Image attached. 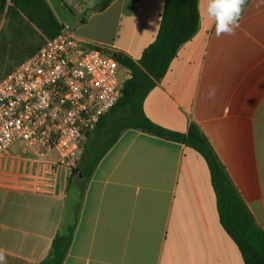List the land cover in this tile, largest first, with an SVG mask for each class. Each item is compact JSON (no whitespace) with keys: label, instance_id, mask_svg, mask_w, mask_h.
<instances>
[{"label":"crops","instance_id":"obj_1","mask_svg":"<svg viewBox=\"0 0 264 264\" xmlns=\"http://www.w3.org/2000/svg\"><path fill=\"white\" fill-rule=\"evenodd\" d=\"M83 41L138 62L157 38L165 0H46ZM199 0V29L144 101L155 124L205 134L264 229V0H250L234 35H215ZM86 20L80 23V16ZM0 20V34L4 27ZM214 98L208 97L210 88ZM55 151L16 144L0 157V248L7 264H40L69 206L72 168ZM63 264H245L221 225L207 163L195 150L140 130L124 131L88 183Z\"/></svg>","mask_w":264,"mask_h":264},{"label":"trees","instance_id":"obj_2","mask_svg":"<svg viewBox=\"0 0 264 264\" xmlns=\"http://www.w3.org/2000/svg\"><path fill=\"white\" fill-rule=\"evenodd\" d=\"M113 1L103 0L90 11L103 10ZM198 4L199 0H165L158 36L138 62L125 54L106 50L131 73L132 78L124 83L117 105L101 118L96 129L82 142L80 156L74 162L69 179V191L74 193L75 201L69 206L48 256L40 264L64 263L91 176L101 159L128 129L183 143L198 152L210 171L221 225L239 248L245 264H264V229L257 223L205 134L194 123L185 133L169 131L152 122L144 112L146 97L163 79L181 46L198 31ZM67 7L71 13H77L72 5ZM0 11L6 22L0 34L1 80L36 54L48 40L59 36L65 27L46 0H0ZM85 20L86 13L80 16V23ZM78 169L82 178L78 176Z\"/></svg>","mask_w":264,"mask_h":264},{"label":"built area","instance_id":"obj_3","mask_svg":"<svg viewBox=\"0 0 264 264\" xmlns=\"http://www.w3.org/2000/svg\"><path fill=\"white\" fill-rule=\"evenodd\" d=\"M106 50L64 28L0 80V157L21 144L55 151L58 166L73 168L85 136L132 78Z\"/></svg>","mask_w":264,"mask_h":264},{"label":"clouds","instance_id":"obj_4","mask_svg":"<svg viewBox=\"0 0 264 264\" xmlns=\"http://www.w3.org/2000/svg\"><path fill=\"white\" fill-rule=\"evenodd\" d=\"M247 0H207L206 15L214 26L217 38L234 35L245 11ZM216 89L210 88L208 97L214 98ZM0 264H7L6 252L0 248Z\"/></svg>","mask_w":264,"mask_h":264},{"label":"rangeland","instance_id":"obj_5","mask_svg":"<svg viewBox=\"0 0 264 264\" xmlns=\"http://www.w3.org/2000/svg\"><path fill=\"white\" fill-rule=\"evenodd\" d=\"M67 2L72 5L74 7V9L78 12H82V10L84 9L86 3H87V0H67ZM1 12V11H0ZM5 19L4 18V14L0 13V20ZM1 22V21H0ZM5 20H4V27H5ZM3 27V28H4ZM122 73H124V71H122ZM4 74V73H3Z\"/></svg>","mask_w":264,"mask_h":264},{"label":"water","instance_id":"obj_6","mask_svg":"<svg viewBox=\"0 0 264 264\" xmlns=\"http://www.w3.org/2000/svg\"><path fill=\"white\" fill-rule=\"evenodd\" d=\"M77 173H78V176L80 177V178H82V173H81V171L78 169L77 170Z\"/></svg>","mask_w":264,"mask_h":264}]
</instances>
